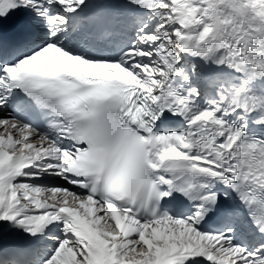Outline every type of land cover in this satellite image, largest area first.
<instances>
[{"label":"snow or ice","instance_id":"6c2138e0","mask_svg":"<svg viewBox=\"0 0 264 264\" xmlns=\"http://www.w3.org/2000/svg\"><path fill=\"white\" fill-rule=\"evenodd\" d=\"M0 264H264V0H0ZM62 182V183H61Z\"/></svg>","mask_w":264,"mask_h":264}]
</instances>
